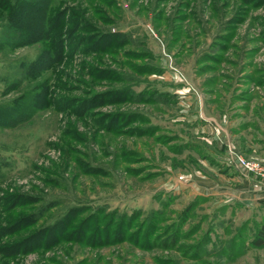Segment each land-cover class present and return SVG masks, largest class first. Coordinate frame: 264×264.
<instances>
[{
	"label": "rangeland",
	"instance_id": "1",
	"mask_svg": "<svg viewBox=\"0 0 264 264\" xmlns=\"http://www.w3.org/2000/svg\"><path fill=\"white\" fill-rule=\"evenodd\" d=\"M50 1L0 0V264H264V0Z\"/></svg>",
	"mask_w": 264,
	"mask_h": 264
},
{
	"label": "trees",
	"instance_id": "2",
	"mask_svg": "<svg viewBox=\"0 0 264 264\" xmlns=\"http://www.w3.org/2000/svg\"><path fill=\"white\" fill-rule=\"evenodd\" d=\"M50 3V0H4L3 8L6 9L5 16L7 23L17 29L12 32V37L16 45L41 40L47 36L49 31L53 30L54 25L57 23L53 20V24H51L52 22H50L49 19H55L57 10L51 11ZM57 19H60V17ZM29 217L30 216L27 214L20 215L11 222L12 225H0V229H3V234H8L11 231L19 230L23 226H29L33 222ZM65 224L66 223H63L61 226ZM6 228H8V231H5L7 230ZM59 229H61V227H59ZM41 232L42 231L37 232L39 236H41ZM30 235H33V233L28 234L29 237ZM29 237H24L23 239L26 238L28 241ZM257 238L255 242L259 245L262 243L261 241L263 238L261 236H257ZM23 242H16L15 245L17 246Z\"/></svg>",
	"mask_w": 264,
	"mask_h": 264
},
{
	"label": "built area",
	"instance_id": "3",
	"mask_svg": "<svg viewBox=\"0 0 264 264\" xmlns=\"http://www.w3.org/2000/svg\"><path fill=\"white\" fill-rule=\"evenodd\" d=\"M233 161L237 167L240 166V168L246 169V170L247 169L257 170V171L262 170L263 172L261 174L264 175V167L260 166L257 161L248 160L238 155H235V157L233 158Z\"/></svg>",
	"mask_w": 264,
	"mask_h": 264
},
{
	"label": "crops",
	"instance_id": "4",
	"mask_svg": "<svg viewBox=\"0 0 264 264\" xmlns=\"http://www.w3.org/2000/svg\"><path fill=\"white\" fill-rule=\"evenodd\" d=\"M228 156H229L228 158H230V161H231L230 164H232L235 168H237L238 171L241 170L240 172H243V170H242L240 167H237V166L235 165V163H234V161H233V157H232V155H228ZM240 174H244V173H240ZM262 183H263V185H264V181H262Z\"/></svg>",
	"mask_w": 264,
	"mask_h": 264
}]
</instances>
